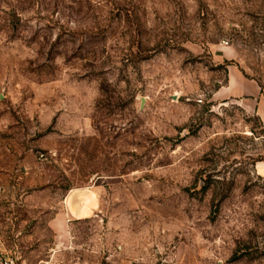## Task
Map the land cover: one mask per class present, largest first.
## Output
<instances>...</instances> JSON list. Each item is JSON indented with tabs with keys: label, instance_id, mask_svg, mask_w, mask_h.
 Wrapping results in <instances>:
<instances>
[{
	"label": "rangeland",
	"instance_id": "1",
	"mask_svg": "<svg viewBox=\"0 0 264 264\" xmlns=\"http://www.w3.org/2000/svg\"><path fill=\"white\" fill-rule=\"evenodd\" d=\"M231 67L264 93V0H0L1 246L264 264V128L217 97ZM77 191L96 209L61 241L48 224Z\"/></svg>",
	"mask_w": 264,
	"mask_h": 264
},
{
	"label": "crops",
	"instance_id": "2",
	"mask_svg": "<svg viewBox=\"0 0 264 264\" xmlns=\"http://www.w3.org/2000/svg\"><path fill=\"white\" fill-rule=\"evenodd\" d=\"M217 95L222 100L235 99L239 101L247 112L254 113L260 119L264 128V93L258 82L247 79L238 68L231 67L229 68L228 84ZM89 195L90 193L86 191L70 193L65 209L60 213L55 212L48 226L53 230L56 239H61V241L67 239V223L89 217L96 209V200ZM0 250L10 254L1 244Z\"/></svg>",
	"mask_w": 264,
	"mask_h": 264
},
{
	"label": "built area",
	"instance_id": "3",
	"mask_svg": "<svg viewBox=\"0 0 264 264\" xmlns=\"http://www.w3.org/2000/svg\"><path fill=\"white\" fill-rule=\"evenodd\" d=\"M0 264H24L19 258L14 257L10 254L3 253L0 250Z\"/></svg>",
	"mask_w": 264,
	"mask_h": 264
}]
</instances>
